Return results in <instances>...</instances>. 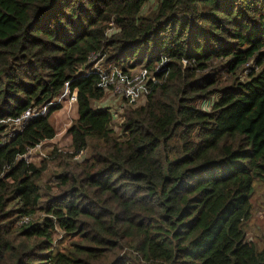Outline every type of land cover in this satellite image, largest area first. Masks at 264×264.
Returning <instances> with one entry per match:
<instances>
[{
    "label": "trees",
    "instance_id": "trees-1",
    "mask_svg": "<svg viewBox=\"0 0 264 264\" xmlns=\"http://www.w3.org/2000/svg\"><path fill=\"white\" fill-rule=\"evenodd\" d=\"M92 56L155 78L119 131ZM67 84L70 149L31 162ZM256 182L264 0H0V264H264Z\"/></svg>",
    "mask_w": 264,
    "mask_h": 264
},
{
    "label": "built area",
    "instance_id": "built-area-1",
    "mask_svg": "<svg viewBox=\"0 0 264 264\" xmlns=\"http://www.w3.org/2000/svg\"><path fill=\"white\" fill-rule=\"evenodd\" d=\"M102 61L103 60H99L98 56H92L90 59V63H94L97 71L101 72V86L107 90V93H112L119 97L123 105L117 111H114L111 106L104 105L101 107L110 108L115 112V117H118V114L124 112L128 107H137L140 102H146L147 96L150 92L149 84L155 82L154 76L144 69L138 72L128 71L129 73H125L115 66H110L103 70L102 67H100ZM64 99H66L67 103L69 102L70 105L76 106L77 95L76 93L70 94L68 84L66 85L63 94L54 104H62ZM47 111L48 106L29 109L20 118L13 120L11 123L10 135L14 137L16 134L23 131L29 121L39 116L46 115ZM33 151L34 150L30 151L29 154Z\"/></svg>",
    "mask_w": 264,
    "mask_h": 264
},
{
    "label": "rangeland",
    "instance_id": "rangeland-1",
    "mask_svg": "<svg viewBox=\"0 0 264 264\" xmlns=\"http://www.w3.org/2000/svg\"><path fill=\"white\" fill-rule=\"evenodd\" d=\"M149 9H152V7L146 8V11H149ZM100 67L103 68L105 66H103V64L101 63ZM215 101H217V98L213 99V102ZM59 104L62 106V109L55 113L52 117L53 124L57 129L56 138L52 141L46 142L38 149H35L31 154H29V161L34 162L36 164H40L43 158L47 156L48 153L55 147L63 150L70 149L72 141L71 137L68 134V130L78 117L77 106L70 105L69 102L67 103L66 99H64L62 104ZM144 104L145 103L140 102L137 107L143 106ZM104 105L111 106L114 111H117L120 107H122L123 103L119 99V97L113 95L112 93H108L106 99L102 103H98L96 106ZM121 114L123 115V112L118 114V122H116V124H119L115 128L116 131H119V125L122 123V120L120 119ZM51 170H53V168H51ZM50 172L49 174L51 175L52 172ZM50 175L48 176L47 180L50 178ZM255 187H257V190L252 199L255 208V214L251 219L250 224L246 226V229H248V233L250 236L253 235L252 237H255L256 241L263 244L262 241H264V186H261L258 182H256Z\"/></svg>",
    "mask_w": 264,
    "mask_h": 264
}]
</instances>
